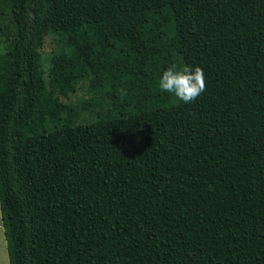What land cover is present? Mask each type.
I'll return each instance as SVG.
<instances>
[{
  "label": "trees",
  "instance_id": "trees-1",
  "mask_svg": "<svg viewBox=\"0 0 264 264\" xmlns=\"http://www.w3.org/2000/svg\"><path fill=\"white\" fill-rule=\"evenodd\" d=\"M101 1L0 0L8 263L264 264V0Z\"/></svg>",
  "mask_w": 264,
  "mask_h": 264
},
{
  "label": "clouds",
  "instance_id": "clouds-1",
  "mask_svg": "<svg viewBox=\"0 0 264 264\" xmlns=\"http://www.w3.org/2000/svg\"><path fill=\"white\" fill-rule=\"evenodd\" d=\"M158 86L161 92L173 94L184 104H190L206 91V80L203 69L198 66L173 64L162 73Z\"/></svg>",
  "mask_w": 264,
  "mask_h": 264
},
{
  "label": "rangeland",
  "instance_id": "rangeland-1",
  "mask_svg": "<svg viewBox=\"0 0 264 264\" xmlns=\"http://www.w3.org/2000/svg\"><path fill=\"white\" fill-rule=\"evenodd\" d=\"M123 1H124V7L127 10H133V7L136 5L134 0H123ZM74 5L78 7L85 6L88 13L94 16L108 12L110 9V7L105 6L101 0H60V8L63 11L65 17L67 16V12L69 13L70 8ZM54 45L55 44L53 42L52 37L49 36L44 40L43 48L41 51L45 58L47 57L51 49L54 47ZM82 96H84V92L79 91L76 97H72V98L74 99ZM0 264H9L7 251H6V243L3 234L1 216H0Z\"/></svg>",
  "mask_w": 264,
  "mask_h": 264
}]
</instances>
